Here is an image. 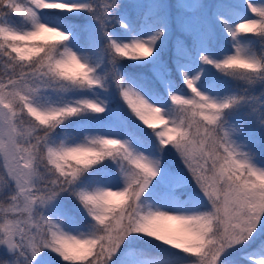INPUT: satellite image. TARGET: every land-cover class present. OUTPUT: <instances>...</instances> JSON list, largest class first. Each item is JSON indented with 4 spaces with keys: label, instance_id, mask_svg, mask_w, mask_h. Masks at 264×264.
<instances>
[{
    "label": "snow or ice",
    "instance_id": "obj_1",
    "mask_svg": "<svg viewBox=\"0 0 264 264\" xmlns=\"http://www.w3.org/2000/svg\"><path fill=\"white\" fill-rule=\"evenodd\" d=\"M0 264H264V0H0Z\"/></svg>",
    "mask_w": 264,
    "mask_h": 264
}]
</instances>
